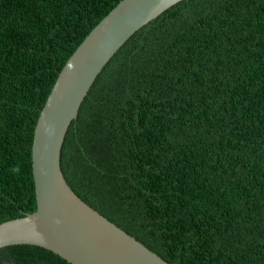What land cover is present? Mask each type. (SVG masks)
I'll use <instances>...</instances> for the list:
<instances>
[{
	"label": "trees",
	"instance_id": "16d2710c",
	"mask_svg": "<svg viewBox=\"0 0 264 264\" xmlns=\"http://www.w3.org/2000/svg\"><path fill=\"white\" fill-rule=\"evenodd\" d=\"M120 1L0 0V224L36 211L39 115ZM61 168L169 264H264V0H183L138 30L92 85ZM0 264L71 263L15 245Z\"/></svg>",
	"mask_w": 264,
	"mask_h": 264
},
{
	"label": "water",
	"instance_id": "95a60500",
	"mask_svg": "<svg viewBox=\"0 0 264 264\" xmlns=\"http://www.w3.org/2000/svg\"><path fill=\"white\" fill-rule=\"evenodd\" d=\"M181 1H120L68 59L34 130L37 209L0 224V248L39 246L71 264H169L73 191L61 168V152L69 127L105 66L138 30Z\"/></svg>",
	"mask_w": 264,
	"mask_h": 264
}]
</instances>
